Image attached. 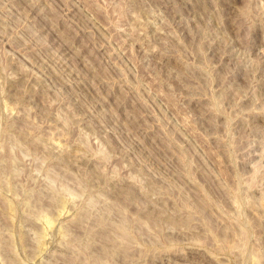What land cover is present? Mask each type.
Wrapping results in <instances>:
<instances>
[{"label": "rangeland", "instance_id": "obj_1", "mask_svg": "<svg viewBox=\"0 0 264 264\" xmlns=\"http://www.w3.org/2000/svg\"><path fill=\"white\" fill-rule=\"evenodd\" d=\"M0 264H264V0H0Z\"/></svg>", "mask_w": 264, "mask_h": 264}]
</instances>
